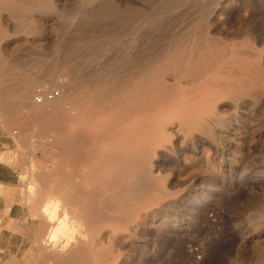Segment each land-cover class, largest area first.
Segmentation results:
<instances>
[{"label":"rangeland","instance_id":"1","mask_svg":"<svg viewBox=\"0 0 264 264\" xmlns=\"http://www.w3.org/2000/svg\"><path fill=\"white\" fill-rule=\"evenodd\" d=\"M53 2L36 10L21 3L25 8L11 19L14 31L1 42L12 53L2 65L5 81L0 76V139L10 143L0 152V162L17 170L19 203L33 221L24 264H52L46 258L51 223L36 214L40 181L32 179L55 172L77 178L85 171L60 154L56 132L33 119L32 112L42 107L32 102L34 89L55 87L56 79L63 78L66 91H78L76 99L89 91L100 98L99 107L107 108L151 71L167 84L180 80L189 87L182 79L183 59L206 49L218 59L210 62L208 77L224 94L209 104L212 111L200 130L181 132L171 148L160 150L154 174L160 175L166 197L137 217L142 224L106 223L81 240L107 244L116 239L112 257H101L108 264H264V0ZM56 58L67 59L68 67L55 73L53 83H35L19 103L14 86L44 73ZM240 64L245 73L238 71ZM44 139L50 142L42 145ZM60 214L56 219L63 221ZM65 218L64 237L76 229Z\"/></svg>","mask_w":264,"mask_h":264},{"label":"bare ground","instance_id":"2","mask_svg":"<svg viewBox=\"0 0 264 264\" xmlns=\"http://www.w3.org/2000/svg\"><path fill=\"white\" fill-rule=\"evenodd\" d=\"M53 1L0 0V76L4 81L6 74L2 65L8 60L12 49L9 44L1 42L11 36L10 32L15 29L11 19L16 18V10L25 8L21 3H25L29 9H35L52 6ZM183 60L182 79L189 87L183 86L180 80L167 84L161 76L151 75V71L145 77L142 74L140 79V76L137 77L139 85L130 89L125 98H114L107 108L99 107L100 98L89 91H85L82 97L88 107H82V98L76 99L78 91L74 87L54 101L40 104L42 107L32 112L33 119L41 127L56 132V143L61 147L60 154L72 159L78 167L85 168L83 175L77 178L55 172L40 173L32 179V182L37 179L40 181L37 191L35 190L38 199L35 203L39 204L40 209L36 211L34 208L32 212L35 210L36 214L51 223L46 240L49 250L45 252L52 264H93L95 261L96 264H108L101 257H112L110 250L117 245L114 242L116 239L105 244L102 241H87L88 238L106 223H131L133 228L142 224L143 220L137 222V217L141 219L148 207L157 205L166 197L160 175L154 174L158 170L159 164L155 159L160 156V150L171 148L179 133L200 130L203 120L212 111L209 104L224 94V90L216 89L220 84L208 77L211 73L210 62L218 61L210 50H203L197 57L191 52ZM68 62L67 59L56 58L38 77L22 78L14 86L19 103H24L30 96L35 83H53L55 73L67 68ZM160 65L157 66L161 67ZM240 65L238 71L245 73L246 67ZM157 66L153 68L156 70ZM170 66V70L176 75L178 68L174 64ZM6 91L4 84L2 93L5 94ZM84 113L87 114L86 117ZM73 124H79L82 128H72ZM59 213L63 221L56 219ZM66 216L76 229L71 227L75 233L71 234V229L70 234L64 237L60 230L65 225ZM86 235L89 237L85 241L81 240ZM92 247L94 250H89Z\"/></svg>","mask_w":264,"mask_h":264},{"label":"crops","instance_id":"3","mask_svg":"<svg viewBox=\"0 0 264 264\" xmlns=\"http://www.w3.org/2000/svg\"><path fill=\"white\" fill-rule=\"evenodd\" d=\"M0 152L9 146L4 136ZM17 170L0 162V264H24L25 252L33 234V221L19 203Z\"/></svg>","mask_w":264,"mask_h":264},{"label":"built area","instance_id":"4","mask_svg":"<svg viewBox=\"0 0 264 264\" xmlns=\"http://www.w3.org/2000/svg\"><path fill=\"white\" fill-rule=\"evenodd\" d=\"M66 90L67 84L65 80L63 78H57L55 87H47L44 85L36 87L32 94V102L34 104L40 105L45 102L54 101L55 99L59 98ZM49 142V139H44L41 141V144L45 145Z\"/></svg>","mask_w":264,"mask_h":264}]
</instances>
